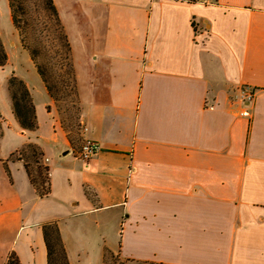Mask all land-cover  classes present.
Returning <instances> with one entry per match:
<instances>
[{
	"label": "crops",
	"instance_id": "1",
	"mask_svg": "<svg viewBox=\"0 0 264 264\" xmlns=\"http://www.w3.org/2000/svg\"><path fill=\"white\" fill-rule=\"evenodd\" d=\"M71 46L77 136L0 0V264H48L57 222L70 264H264V0H54ZM30 89L23 128L8 92ZM256 88L249 116L237 103ZM84 128H88L84 131ZM102 150L89 161L83 141ZM49 167L40 197L23 161ZM70 152L66 156L62 153Z\"/></svg>",
	"mask_w": 264,
	"mask_h": 264
},
{
	"label": "rangeland",
	"instance_id": "2",
	"mask_svg": "<svg viewBox=\"0 0 264 264\" xmlns=\"http://www.w3.org/2000/svg\"><path fill=\"white\" fill-rule=\"evenodd\" d=\"M14 12L19 17L17 23L25 48L30 54L31 50L32 54L34 52V63L40 67L52 91L62 121L66 128L74 129L76 137L81 127L80 105L63 25L51 12L46 0H14ZM0 125L3 127V120ZM107 264H127V261L109 252Z\"/></svg>",
	"mask_w": 264,
	"mask_h": 264
},
{
	"label": "trees",
	"instance_id": "3",
	"mask_svg": "<svg viewBox=\"0 0 264 264\" xmlns=\"http://www.w3.org/2000/svg\"><path fill=\"white\" fill-rule=\"evenodd\" d=\"M9 1L11 5L14 23L19 30L20 26L17 23V20L19 21V17L16 15V12H14V0H9ZM46 1L49 5L51 12L61 22L58 10L54 4V0H46ZM66 38L68 43V50L70 53L71 46L67 35ZM30 52L33 61H35L34 52L33 54H32V50ZM7 63H8V55L0 36V67L6 66ZM36 66L39 74L41 75L44 83L47 86L50 95L54 97L52 91L50 90L47 84L44 75L41 72L40 67L37 64ZM73 73H74V66H73ZM74 81H75V93L78 101L75 74H74ZM8 91L11 98L13 112L16 115L17 119L19 120L20 124L23 126V128L27 130H36L38 128L36 108L30 89L28 88L27 84L18 76L13 75L11 76L8 82ZM67 129L70 132L74 133V129L72 127L71 128L67 127ZM2 133H3L2 126L0 125V143H1ZM13 158H17L18 160L23 161L27 173L29 174L31 181L35 185L39 196L42 198L48 197L50 194L49 167L43 163V153L38 147V145L34 143L27 144L18 153L14 154ZM43 233H44L45 243L47 246L48 264H70L58 223L50 222L44 224ZM5 264H22V263L18 255L15 252H11Z\"/></svg>",
	"mask_w": 264,
	"mask_h": 264
},
{
	"label": "built area",
	"instance_id": "4",
	"mask_svg": "<svg viewBox=\"0 0 264 264\" xmlns=\"http://www.w3.org/2000/svg\"><path fill=\"white\" fill-rule=\"evenodd\" d=\"M257 90L251 86H243L239 90L237 103L241 107L240 115L249 116L251 111L249 108L252 107V104L255 101ZM88 128H84V131H87ZM102 150L101 145L98 142H95L90 139H85L75 154L78 158L89 161L96 157Z\"/></svg>",
	"mask_w": 264,
	"mask_h": 264
},
{
	"label": "water",
	"instance_id": "5",
	"mask_svg": "<svg viewBox=\"0 0 264 264\" xmlns=\"http://www.w3.org/2000/svg\"><path fill=\"white\" fill-rule=\"evenodd\" d=\"M70 151L69 150H66L62 153V156H66Z\"/></svg>",
	"mask_w": 264,
	"mask_h": 264
}]
</instances>
